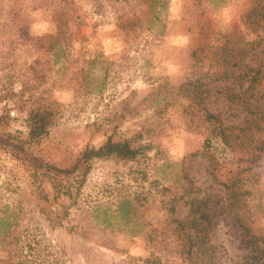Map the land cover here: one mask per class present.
<instances>
[{"label":"rangeland","instance_id":"1","mask_svg":"<svg viewBox=\"0 0 264 264\" xmlns=\"http://www.w3.org/2000/svg\"><path fill=\"white\" fill-rule=\"evenodd\" d=\"M72 1L0 0V131L25 137L41 94L58 110L46 160L109 138L140 154L92 161L69 197L0 151V211L18 209L46 264H261L264 0ZM69 7L55 54L45 37Z\"/></svg>","mask_w":264,"mask_h":264},{"label":"trees","instance_id":"2","mask_svg":"<svg viewBox=\"0 0 264 264\" xmlns=\"http://www.w3.org/2000/svg\"><path fill=\"white\" fill-rule=\"evenodd\" d=\"M69 5L72 0H61ZM169 0H153L152 3H160ZM71 8H66L57 13V32L45 37L50 41V51L53 53L67 52L71 47V34H69V22L72 20ZM264 16V15H263ZM260 19L263 20L262 17ZM41 49V44L38 43ZM23 108L27 112L28 132L25 137L16 136L11 133L0 131V151L7 153L12 159L20 163L29 172H32L42 180L48 181L55 193L60 196L72 197V188L80 185L86 179L91 169L92 161L109 158L121 160H134L140 151L131 146L127 140L115 141L109 138L98 148H86L79 153L76 159L68 165H60L46 160L38 155L35 146L48 135L56 124L58 117L57 106L54 102L38 94L23 102ZM205 120L209 123H219L220 117L207 111ZM220 130L221 138L228 142L227 130ZM259 145L255 151L264 153V139L258 141ZM131 207L124 209V216L131 217ZM19 211L9 209L0 211V264H46L43 258L44 251L42 241L38 237L31 238L29 231L24 234L18 233ZM62 221V219L60 220ZM180 227L185 230L184 225L178 221ZM55 224H59L56 222ZM201 231L202 229H198ZM264 245V241H263ZM195 245H192L189 254ZM43 249V250H42ZM264 252V249L262 253ZM60 255V251L58 253ZM56 260H58L56 258ZM261 264H264V259Z\"/></svg>","mask_w":264,"mask_h":264}]
</instances>
